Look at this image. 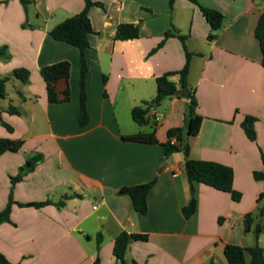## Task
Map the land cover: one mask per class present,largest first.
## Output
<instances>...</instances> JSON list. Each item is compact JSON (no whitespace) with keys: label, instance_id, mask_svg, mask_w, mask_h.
Returning <instances> with one entry per match:
<instances>
[{"label":"crops","instance_id":"1","mask_svg":"<svg viewBox=\"0 0 264 264\" xmlns=\"http://www.w3.org/2000/svg\"><path fill=\"white\" fill-rule=\"evenodd\" d=\"M4 1L0 0V47H7L10 59H0V78H8L0 119L12 132L0 125V139L23 141L19 151L0 155V211L10 194L15 202L10 222L0 224V254L7 261L94 264L99 259V264H118L113 246L121 233L147 237L129 245L126 258L137 264H227V245L250 248L258 243L264 248L258 202L264 181L253 178L254 172L264 170V67L255 38L264 0H198L224 16L211 42L210 26L199 7L187 0H174L172 10L168 0H92L102 7H92L88 14L93 33L86 51L89 121L83 127L78 123L79 51L52 39L49 31L82 12L84 1L30 0L26 10L18 0ZM120 24H138L139 37L115 40ZM171 26L188 37L186 49L195 54L188 84L202 121L199 133L187 139L189 158L230 167L238 201L204 184L191 186L183 153L165 156L161 145L168 141L170 129L184 126L187 98L173 96L151 108L145 126L132 119L135 106L154 98L156 78L184 67L180 40L164 41ZM64 61L70 63V100L50 103L40 69ZM16 69L29 72L26 82L12 76ZM64 87L61 81L56 91ZM10 106L18 115L7 112ZM246 116L256 118L255 142L241 127ZM153 131L158 144L122 141L123 136ZM33 155L43 160L11 186V177ZM154 179L145 215L133 210L128 197L117 194ZM192 194L197 207L186 219L182 208ZM65 196L69 198L63 200ZM46 201L51 204L39 209L18 206ZM258 225L262 232L256 238Z\"/></svg>","mask_w":264,"mask_h":264},{"label":"trees","instance_id":"2","mask_svg":"<svg viewBox=\"0 0 264 264\" xmlns=\"http://www.w3.org/2000/svg\"><path fill=\"white\" fill-rule=\"evenodd\" d=\"M10 0H5L7 3ZM24 10L32 4L30 0H18ZM84 8L79 14L73 15L49 31V35L55 41L64 42L70 46L75 47L79 51L80 60V73H79V115L78 123L80 126H86L89 121L88 111H87V96H86V80L88 74V64L86 60V51L90 47L89 36L93 33L90 19L89 10L92 7H102V4L93 2L92 0H83ZM190 3L199 7L202 16L206 19L208 25L210 26V33L207 37L208 41H214L219 31L223 27L224 16L221 12L204 7L198 4V0H187ZM169 10L173 9L174 0H168ZM139 37V25L138 24H120L115 31V40H134ZM169 37H176L180 40L185 50V64L182 70L178 72L166 73L155 80L156 84V94L154 98L149 102H142L138 106H135L131 111V116L133 121L139 126H145L149 123L148 114L151 108L159 106L164 100L171 98L173 96L181 97V90L184 87L188 88L189 95L187 99L189 100V110L185 117V124L182 128L170 129L167 133L168 141L163 143L161 146L164 150L165 156H169L174 153L181 152L185 157V175L189 184L192 186L193 182L204 184L215 190L229 193L234 201L240 199V194L233 189V170L225 165L208 162V161H196L189 158L190 148L187 143V139L190 136H195L199 133L201 125V117L197 116L195 109L197 102L195 99V92L193 88H190L188 84V75L190 71V63L192 57L195 55L188 52L185 46L187 36L181 35L180 32L174 27L165 32L164 41ZM255 38L259 43L260 52L262 56L261 65L264 67V13L261 14L258 24L255 29ZM162 41L159 44L161 48L164 44ZM0 59L3 61H8L10 55L8 53L7 47H0ZM40 75L46 84L47 97L50 103H64L70 100V91L68 86V80L70 76V63L69 62H59L50 66H45L40 69ZM12 76L21 82H26L29 77V72L25 69H16L12 72ZM177 76L178 81H173L172 78ZM8 81L7 77L0 78V100L5 98L6 83ZM64 82V89L58 93L56 91V85L59 82ZM10 114L18 115V111L10 106L7 109ZM256 118L251 116H246L241 124V127L246 135V137L252 141H256V132L254 124ZM0 125L6 128L9 132H12V128L4 123L0 119ZM175 137L177 140L176 145L170 143V139ZM122 141L141 143V144H158L156 140L154 131L149 134L138 133L135 135L123 136ZM23 146V141L21 140H10V139H0V155L5 152H17ZM43 160L41 155L30 156L25 164L19 168L18 174L15 177H11V186H14L17 182L21 181L28 173L32 172L36 165H38ZM262 167H264V154H261ZM253 178L256 181H264V170L256 171L253 173ZM156 183V179L149 183L136 185L128 188L120 189L117 194L120 196H126L129 198L131 206L135 212L140 215H145L148 211L147 198L148 194L152 190ZM69 196H65L63 200L68 199ZM56 204L58 208L63 207L64 201ZM259 203L262 205L259 207V214L264 217V193L259 196ZM15 202L10 194L9 201L6 208L0 211V224L5 222H10V211L12 205ZM51 204L50 201L43 203H28V204H18L20 207H34L42 208L46 205ZM197 207V201L195 195L192 194L191 200L187 206L182 208V214L187 219L191 217ZM249 221H251V215H247L245 218L246 230L249 229ZM262 232L261 226L258 225L255 234L256 238L259 237ZM146 241L147 237L144 235L137 234H127L121 233L116 237L113 246V255L118 264H137L133 260H128L126 254L129 245L134 241ZM98 249L101 243V236H97ZM224 255L227 264H264V248H261L258 243L250 248H241L238 246L227 245L224 248ZM250 257V261L247 262L246 257ZM0 264H11L7 259L0 254ZM94 264H99V259L96 260Z\"/></svg>","mask_w":264,"mask_h":264},{"label":"water","instance_id":"3","mask_svg":"<svg viewBox=\"0 0 264 264\" xmlns=\"http://www.w3.org/2000/svg\"><path fill=\"white\" fill-rule=\"evenodd\" d=\"M188 95H189L188 88L187 87L182 88V90H181V96L184 97V98H187Z\"/></svg>","mask_w":264,"mask_h":264},{"label":"built area","instance_id":"4","mask_svg":"<svg viewBox=\"0 0 264 264\" xmlns=\"http://www.w3.org/2000/svg\"><path fill=\"white\" fill-rule=\"evenodd\" d=\"M170 143H171L172 145H176V144H177V140H176V138H175V137L171 138V139H170Z\"/></svg>","mask_w":264,"mask_h":264},{"label":"rangeland","instance_id":"5","mask_svg":"<svg viewBox=\"0 0 264 264\" xmlns=\"http://www.w3.org/2000/svg\"><path fill=\"white\" fill-rule=\"evenodd\" d=\"M202 47L204 48V45ZM193 62L199 63L198 59H193Z\"/></svg>","mask_w":264,"mask_h":264}]
</instances>
